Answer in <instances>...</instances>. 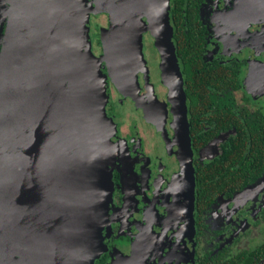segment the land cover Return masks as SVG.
Instances as JSON below:
<instances>
[{
  "label": "water",
  "instance_id": "obj_1",
  "mask_svg": "<svg viewBox=\"0 0 264 264\" xmlns=\"http://www.w3.org/2000/svg\"><path fill=\"white\" fill-rule=\"evenodd\" d=\"M11 3L0 53V264H94L104 249L116 152L107 81L122 94L139 90L138 74L147 73L145 33L154 40L162 74L173 77L177 109L170 95L168 101L179 156L185 171L192 170L169 0ZM98 14L108 16V27L100 29L96 56L89 24ZM70 31L75 40L65 38ZM80 37L88 42L80 45ZM54 184L60 194L50 202Z\"/></svg>",
  "mask_w": 264,
  "mask_h": 264
},
{
  "label": "flooded vegetation",
  "instance_id": "obj_2",
  "mask_svg": "<svg viewBox=\"0 0 264 264\" xmlns=\"http://www.w3.org/2000/svg\"><path fill=\"white\" fill-rule=\"evenodd\" d=\"M180 1L184 2L183 12L189 11L190 23L201 29L200 45L198 40L192 45L203 66L218 63L236 70L240 81L239 90L234 92L237 107L261 113L264 119V0ZM11 2L0 0V53ZM176 2L171 0L170 7L176 8ZM95 36L99 38L93 34L92 42ZM151 41L159 67L156 85L147 66L146 74H138V91L122 94L115 88L117 100L108 95L106 114L116 126L112 138L116 152L111 165L112 200L102 229L104 264H226L241 258L245 264H264V171L238 190L217 181L214 190L218 191L213 197L197 193V164L204 168L210 165L220 155L231 131L194 150L189 101L179 67L192 151V170L185 171L168 101L169 89L162 76L160 55ZM107 83L110 88V81ZM236 93H240L238 98ZM128 107L139 121L152 128L151 152L135 134L134 123L130 133L122 137L120 120ZM114 235L128 240L123 252L115 249Z\"/></svg>",
  "mask_w": 264,
  "mask_h": 264
},
{
  "label": "trees",
  "instance_id": "obj_3",
  "mask_svg": "<svg viewBox=\"0 0 264 264\" xmlns=\"http://www.w3.org/2000/svg\"><path fill=\"white\" fill-rule=\"evenodd\" d=\"M179 1L176 8L170 7L169 17L173 29L172 41L189 101L190 135L194 150L217 135L231 131L228 140L221 146L220 155L209 162L210 165L204 168L197 164V193L208 198L218 191L214 190L217 181L234 185L238 190L253 183L264 171V119L261 113H249L237 107L234 92L239 90L240 81L236 70L218 63L203 66L192 45L197 40L200 45L203 39L201 29L197 24L190 23L189 11L185 8L187 10L183 12L181 6L184 2ZM189 9H192L191 5ZM95 38L98 41L97 36ZM104 261L100 255L94 264H104ZM234 262L245 264L242 258L226 264Z\"/></svg>",
  "mask_w": 264,
  "mask_h": 264
},
{
  "label": "rangeland",
  "instance_id": "obj_4",
  "mask_svg": "<svg viewBox=\"0 0 264 264\" xmlns=\"http://www.w3.org/2000/svg\"><path fill=\"white\" fill-rule=\"evenodd\" d=\"M91 27H92V36L89 32V42L91 44V51L94 55L99 56L102 53V45L99 44V42L97 41V39L95 37H94V42H92L93 41L92 37H93V34H96V35H99V38H100V29L103 27H105V28L108 27V16L106 14L91 15L90 24H89L90 31H91ZM64 36H65V38H69L70 40H75V38H76L75 37L76 34L73 31L65 33ZM143 39H144L143 40V55H144V58L147 62L146 65L148 66V68L150 70L151 79H152L153 83L156 85V74H157L156 70H158L159 67L156 64L155 59H154L155 53L153 52V47H152V45H150V43H152L151 40H153V38L145 33ZM79 41L81 42L79 44L82 45V44L88 42V38L85 39V38L80 37ZM153 42H154V40H153ZM157 54H159V53H157ZM140 75H139V77H140ZM110 84L112 86L110 88H108L110 85L107 83V86H108L107 92L109 89V92L107 94L109 95L110 99L117 100L118 94L116 93V89L112 83H110ZM139 86H141V85H139ZM236 95H237V93H236ZM238 95H240V93H238ZM238 95H237V98L239 97ZM120 122H121L120 133H121L122 137H124L128 133H130L129 127L134 123L135 134L140 136L144 140L145 150L147 152H151V148H152V144H153L152 139L154 137L153 130H152V128H150L148 126H145L143 121H139L137 116L133 112H131L130 107H128L125 110V114L121 118ZM157 152H159V148L157 149ZM33 161L34 160L32 159V162ZM37 161H38V159H37ZM28 165H29V163H28ZM28 165L26 164V166H25V174L27 176L26 179L29 182L31 178H30L29 171L27 170ZM30 173L35 175V170L30 171ZM59 194H60V191H58V189H56V185L54 184L50 188V192H49L50 197L48 199L50 200V202H52V199H55L56 196ZM112 243L115 245L114 246L115 249H119L123 252V250L127 246L128 240L121 239V237L119 235H114L112 237Z\"/></svg>",
  "mask_w": 264,
  "mask_h": 264
},
{
  "label": "bare ground",
  "instance_id": "obj_5",
  "mask_svg": "<svg viewBox=\"0 0 264 264\" xmlns=\"http://www.w3.org/2000/svg\"><path fill=\"white\" fill-rule=\"evenodd\" d=\"M161 53H162V50H161ZM162 75H163L164 83L169 89V95H170L171 99L173 100L174 110H176L177 109L176 104H175L176 90H174V84L172 82L173 81V77H171L169 75V73L165 72L164 70H163V74Z\"/></svg>",
  "mask_w": 264,
  "mask_h": 264
}]
</instances>
